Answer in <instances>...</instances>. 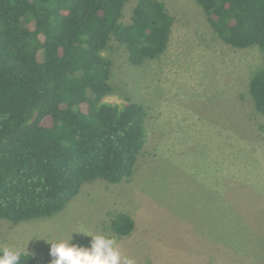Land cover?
Listing matches in <instances>:
<instances>
[{"label":"rangeland","instance_id":"1","mask_svg":"<svg viewBox=\"0 0 264 264\" xmlns=\"http://www.w3.org/2000/svg\"><path fill=\"white\" fill-rule=\"evenodd\" d=\"M160 1L174 21L159 58L133 66L114 40L102 53L114 89L104 100L146 108L147 143L133 177L84 184L47 219L0 221V251L50 264L49 242L71 234L89 247L87 235H103L135 264H264V115L248 89L261 52L225 45L194 0ZM118 213L134 221L128 237L110 231Z\"/></svg>","mask_w":264,"mask_h":264},{"label":"trees","instance_id":"2","mask_svg":"<svg viewBox=\"0 0 264 264\" xmlns=\"http://www.w3.org/2000/svg\"><path fill=\"white\" fill-rule=\"evenodd\" d=\"M0 0V221L47 219L84 184L130 180L147 143L146 108L110 103L111 40L138 66L166 50L173 17L160 0ZM213 33L235 49L257 47L249 82L264 115V0H194ZM124 213L110 231L128 237ZM3 251H0L2 254ZM20 264H34L21 252Z\"/></svg>","mask_w":264,"mask_h":264},{"label":"clouds","instance_id":"3","mask_svg":"<svg viewBox=\"0 0 264 264\" xmlns=\"http://www.w3.org/2000/svg\"><path fill=\"white\" fill-rule=\"evenodd\" d=\"M91 237L90 246H78L67 240L49 242L50 264H135L133 259L122 257L116 239L103 235ZM22 253L19 250L4 249L0 254V264H20Z\"/></svg>","mask_w":264,"mask_h":264}]
</instances>
